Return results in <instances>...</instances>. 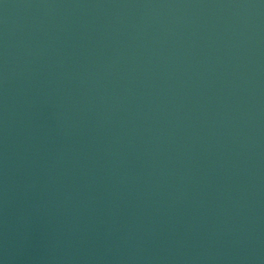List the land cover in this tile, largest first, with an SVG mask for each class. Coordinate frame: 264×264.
Returning <instances> with one entry per match:
<instances>
[{"label":"water","instance_id":"1","mask_svg":"<svg viewBox=\"0 0 264 264\" xmlns=\"http://www.w3.org/2000/svg\"><path fill=\"white\" fill-rule=\"evenodd\" d=\"M0 264H264V0H0Z\"/></svg>","mask_w":264,"mask_h":264}]
</instances>
